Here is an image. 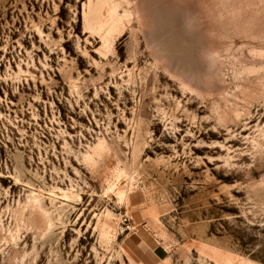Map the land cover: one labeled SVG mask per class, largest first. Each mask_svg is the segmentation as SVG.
Returning <instances> with one entry per match:
<instances>
[{
	"label": "rangeland",
	"instance_id": "obj_1",
	"mask_svg": "<svg viewBox=\"0 0 264 264\" xmlns=\"http://www.w3.org/2000/svg\"><path fill=\"white\" fill-rule=\"evenodd\" d=\"M0 264H264V0H0Z\"/></svg>",
	"mask_w": 264,
	"mask_h": 264
}]
</instances>
